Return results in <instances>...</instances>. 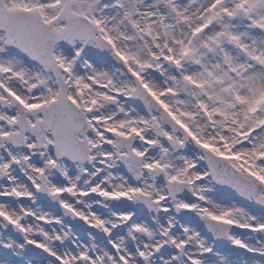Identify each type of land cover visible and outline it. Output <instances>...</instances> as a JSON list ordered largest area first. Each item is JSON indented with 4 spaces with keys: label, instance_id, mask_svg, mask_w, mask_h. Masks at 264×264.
<instances>
[{
    "label": "snow or ice",
    "instance_id": "obj_1",
    "mask_svg": "<svg viewBox=\"0 0 264 264\" xmlns=\"http://www.w3.org/2000/svg\"><path fill=\"white\" fill-rule=\"evenodd\" d=\"M0 264H264V0H0Z\"/></svg>",
    "mask_w": 264,
    "mask_h": 264
}]
</instances>
